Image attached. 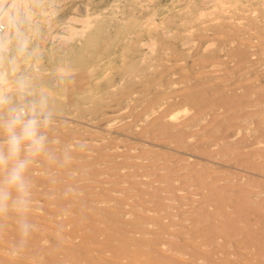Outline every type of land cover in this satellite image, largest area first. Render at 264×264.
Returning <instances> with one entry per match:
<instances>
[{
    "label": "bare ground",
    "instance_id": "obj_1",
    "mask_svg": "<svg viewBox=\"0 0 264 264\" xmlns=\"http://www.w3.org/2000/svg\"><path fill=\"white\" fill-rule=\"evenodd\" d=\"M244 2L181 0L160 21L82 8L55 75L28 93L61 125L41 131L18 184L23 151L0 166V264H264V0L247 27Z\"/></svg>",
    "mask_w": 264,
    "mask_h": 264
},
{
    "label": "rangeland",
    "instance_id": "obj_2",
    "mask_svg": "<svg viewBox=\"0 0 264 264\" xmlns=\"http://www.w3.org/2000/svg\"><path fill=\"white\" fill-rule=\"evenodd\" d=\"M10 1V3H9ZM0 0V10L1 8L4 6V8L2 9L3 10V13H5V9H6V12L8 10V14H9V19L7 20L6 17H8V14L6 13L5 15V22L6 23L4 24L5 26L8 27L9 29V32L10 34H7L5 36H2L0 38V118L3 117L5 118V120L3 118L0 119V128L4 129V128H7L9 125H13L12 122H16L14 123L16 128L18 127V133H20V128H22L24 126V124L28 123L29 121H31L32 123V126L34 128V131H35V138H36V141L39 140V139H42L43 135L41 137H39L41 135V131H45L46 129H49L51 130L55 125H61V121L60 119L54 117L55 114L51 113V112H35L33 107L35 108L36 106H34V101L31 99V96L28 94L30 93V85H34V82L32 83L31 79L36 78L37 79H46V80H49V82L51 81L50 78L53 77L55 75V68L57 67V58L56 56L59 54V51L61 52L62 51V45L64 44L63 42H67V40H64L63 37L65 35V39L68 38L70 36L69 34V27H74V29L76 28H79L80 24L79 22H77V20L79 19L80 15H82L84 12L82 11V8L83 10H86V11H89V13L93 12L94 14H99L101 11L102 12H108V11H111V10H115L117 5H118V9H117V13L120 15V13H125V14H133L135 15L138 19H142L140 21H144L143 19L146 18L147 16V12L148 13H152V12H156V19H159L157 21H160L161 18H163L164 16H169L170 15V11L171 9L173 8V11L174 10H177L182 4L180 3L181 0H115L116 2H114V0H26V2H22L21 0H14L15 3L13 2V0ZM21 1V2H20ZM25 1V0H24ZM93 1V2H92ZM97 4H95L96 2ZM101 1V2H99ZM104 1V2H103ZM127 1V2H125ZM261 0H245V4L243 3V8L241 9L239 7V12L238 13V17L241 18V20L243 21V24L242 26L243 27H247L248 24H246V20H247V23H248V19L251 18H254V17H258L259 16V8L261 7L262 3L260 2ZM263 1V0H262ZM3 2V3H2ZM20 2V5H18ZM34 2V3H33ZM53 2V3H51ZM65 2V3H64ZM86 2H89L86 4ZM92 2V3H91ZM109 2V3H107ZM113 2V3H112ZM121 2V3H120ZM132 2V3H131ZM154 2V4H153ZM158 2V3H157ZM178 2V3H176ZM255 2V3H254ZM2 3V4H1ZM8 3V4H6ZM17 3V4H16ZM26 3V4H25ZM57 3V4H56ZM83 3V5H82ZM91 3V4H90ZM94 3V4H93ZM162 5H161V4ZM167 3V4H166ZM261 3V4H260ZM14 4V6H13ZM24 4V7L26 6V8L24 10L25 11V14L21 11V9L23 8V5ZM47 4V5H46ZM49 4H50V7H49ZM81 4V5H79ZM103 4V5H102ZM114 4V5H113ZM139 4V5H138ZM156 4V5H155ZM160 4V5H158ZM165 4V5H163ZM178 4V5H177ZM181 4V5H180ZM257 4V5H254ZM30 5V6H29ZM89 5L92 7V8H89ZM97 5V6H96ZM109 5V6H108ZM116 5V6H115ZM122 5V6H121ZM252 5V6H251ZM259 5V6H258ZM2 6V7H1ZM22 6V7H21ZM52 6V7H51ZM77 6V7H76ZM78 6H81V7H78ZM85 6V7H84ZM100 6V7H99ZM120 6V7H119ZM127 6V7H126ZM161 6V7H160ZM72 7V8H71ZM75 7V9H74ZM96 7V8H95ZM107 7V8H106ZM115 7V8H114ZM177 7V8H176ZM8 8V9H7ZM21 8V9H20ZM53 8V9H52ZM85 8V9H84ZM100 8V9H99ZM136 8V9H135ZM147 8V9H145ZM149 8H151L149 10ZM28 9V10H27ZM44 9L46 11H44ZM57 9V10H56ZM73 9V11H72ZM88 9V10H87ZM93 9V10H92ZM95 9V10H94ZM103 9V10H102ZM107 9V10H106ZM110 9V10H109ZM121 9V10H120ZM156 9V10H155ZM1 10V11H2ZM32 10V12H31ZM43 10V11H42ZM82 12H80V11ZM98 10V11H97ZM120 10V11H119ZM137 10V11H136ZM147 12H146V11ZM254 10L256 12H254ZM78 11V12H77ZM100 11V12H99ZM126 11V12H125ZM141 11V12H140ZM242 11V13H241ZM245 11V12H244ZM253 11V12H252ZM31 12V13H29ZM35 14H34V13ZM43 12V13H42ZM80 12V13H79ZM101 12V13H102ZM251 12V13H250ZM24 15H22V14ZM28 13V14H27ZM52 13V14H51ZM72 13V14H71ZM139 13V14H138ZM14 14V15H13ZM33 14V15H32ZM46 14V15H44ZM57 14V15H56ZM77 14V15H76ZM80 14V15H79ZM159 14H161L159 16ZM253 14V15H252ZM42 15V16H41ZM52 17H51V16ZM69 15V16H68ZM79 15V16H78ZM158 15V17H157ZM14 16H16L15 19ZM24 16V17H23ZM50 16V18H49ZM63 17V20L61 17ZM71 16V17H70ZM74 16V17H72ZM139 16V17H138ZM163 16V17H162ZM250 16V17H249ZM37 17V18H36ZM57 17V18H56ZM59 17V18H58ZM70 19L68 20L67 19ZM78 17V18H77ZM11 18V20H10ZM18 18V20H17ZM24 18V19H23ZM33 18V19H32ZM55 20H54V19ZM61 18V19H60ZM66 18V19H64ZM76 19V21H73L72 19ZM81 18V17H80ZM248 18V19H247ZM32 19V20H31ZM36 19V20H34ZM60 19V20H59ZM18 22H16V21ZM31 20V21H30ZM38 20V21H37ZM54 20V21H53ZM68 20V21H67ZM72 20V24H71V21ZM8 21V22H7ZM35 22L37 24H35ZM51 22H53L51 24ZM56 22V23H55ZM62 22V23H60ZM65 22V23H63ZM69 22V23H68ZM74 22V24H73ZM78 23V25L76 23ZM4 23V22H3ZM2 23V24H3ZM13 23V24H11ZM16 23V24H15ZM67 23V24H66ZM19 25V26H16V25ZM49 24V26H47ZM71 24V25H70ZM38 25V26H37ZM42 25V26H41ZM64 25V26H63ZM65 25H67L65 27ZM40 26V27H39ZM47 26V27H46ZM52 26V27H50ZM61 26V27H60ZM6 27V28H7ZM55 27V28H54ZM59 27V28H58ZM65 27V31L63 30ZM39 28V29H38ZM43 28V29H42ZM63 28V29H62ZM58 29V30H56ZM63 30L64 32L60 31V30ZM16 30V31H15ZM29 30V31H28ZM37 30V31H36ZM41 30V31H40ZM52 30V31H51ZM54 30V31H53ZM21 31V32H20ZM40 31V32H39ZM19 32V33H18ZM32 32V33H31ZM44 32V34H43ZM55 32V33H54ZM59 32V33H58ZM61 32V33H60ZM67 35H66V33ZM14 33V34H13ZM31 33V34H30ZM37 33V34H35ZM39 33V34H38ZM42 33V35H41ZM60 34V35H56L55 34ZM63 33V34H62ZM18 37H17V35ZM45 34L47 35V37L45 36ZM62 34V35H61ZM69 34V35H68ZM13 35H15V38ZM39 35L40 37L38 38ZM53 35H55V38H53ZM9 36V37H8ZM11 36V37H10ZM21 36V37H20ZM51 36L54 40L51 39ZM59 36H60V40H59ZM10 39H8V38ZM7 38V39H6ZM27 38V39H26ZM35 38V39H34ZM41 38H48L47 41L43 42ZM2 39V40H1ZM9 40V42L7 41ZM63 39V40H62ZM13 40V41H11ZM58 40V41H56ZM5 44H4V42ZM11 41V42H10ZM21 41V42H20ZM33 43H32V42ZM38 41V42H37ZM51 41V43H50ZM53 41V42H52ZM56 41V43H55ZM14 42V43H12ZM49 42V43H48ZM7 43V44H6ZM9 43L12 47H9ZM37 43V44H36ZM54 43V44H53ZM23 44V45H22ZM49 44V46H48ZM52 44V45H51ZM59 44V45H58ZM6 45V46H5ZM26 45V46H25ZM41 45V46H40ZM43 46V47H42ZM9 50H8V48ZM16 47V48H15ZM39 48V50L35 53V50L36 48ZM58 47V48H57ZM4 48V49H3ZM6 48V50H5ZM24 50H23V49ZM42 48V49H40ZM44 48V49H43ZM35 49V50H34ZM2 50V51H1ZM17 52H16V51ZM44 50H48V51H44ZM31 51V52H30ZM42 51V53H41ZM2 52V53H1ZM34 52V53H33ZM54 52V53H52ZM24 53V54H23ZM27 55H26V54ZM33 53V54H32ZM52 56H49L48 54H50ZM13 54V55H12ZM19 54V55H18ZM42 54V55H40ZM48 56H46V55ZM6 55V56H5ZM12 55V56H11ZM35 55V56H34ZM56 55V56H55ZM27 56V57H25ZM22 57V58H20ZM51 57V59H50ZM5 58V59H4ZM29 58V60H28ZM33 58V59H32ZM45 58V59H44ZM50 59V60H49ZM22 60V61H21ZM35 60V61H34ZM45 60L47 62H45ZM56 60V61H55ZM5 61V62H4ZM21 61V62H20ZM34 61V62H33ZM38 62V63H36ZM16 63V64H15ZM32 63V64H31ZM24 64V65H23ZM38 64V66L36 65ZM11 65V67H10ZM22 65V66H21ZM27 65V66H25ZM52 65H55V66H52ZM37 66V67H36ZM45 66V67H44ZM29 67V68H28ZM31 67V68H30ZM33 67V68H32ZM36 67V68H35ZM47 67H49L48 69H46ZM55 67V68H54ZM4 68V69H2ZM28 68V70L26 69ZM23 69V71L21 70ZM34 70L33 72L32 71H29V70ZM38 70V71H36ZM52 70V72H51ZM54 70V71H53ZM7 71V72H6ZM25 72V73H24ZM39 72V73H37ZM43 72V73H42ZM29 73V74H28ZM42 73V74H41ZM53 73V74H51ZM15 74V75H14ZM22 74V75H21ZM10 75V76H9ZM14 75V76H13ZM17 75V76H16ZM9 76V77H8ZM51 76V77H50ZM2 77V78H1ZM12 78V79H11ZM22 78V79H21ZM35 78V79H36ZM36 79V80H37ZM16 80V81H15ZM18 80V81H17ZM15 82V83H14ZM12 83V84H11ZM14 84V86H13ZM17 84V85H16ZM36 84V83H35ZM32 85V86H33ZM8 88H7V87ZM3 87V88H2ZM14 87V88H13ZM25 87V89H24ZM5 88V89H4ZM6 89H9V90H6ZM27 89V90H26ZM3 91V92H2ZM22 91V92H21ZM2 92V93H1ZM9 92V93H8ZM4 93V94H3ZM8 93V94H7ZM27 93V94H26ZM11 94V95H10ZM12 94H18V98L17 96L15 95H12ZM24 94V95H23ZM21 98H19L20 96ZM13 97V98H12ZM16 97V98H15ZM25 97V98H23ZM9 98V99H8ZM15 99V100H14ZM19 99H23V100H20L21 102H19ZM12 100V101H10ZM18 100V101H16ZM3 102V103H2ZM9 102V103H8ZM31 102V103H30ZM20 103H22L20 106ZM26 103V105L24 104ZM108 103V104H107ZM107 103H104L102 104V106L100 107V111L99 112H105L107 111V107H109L111 105L110 102H107ZM126 103V105H125ZM7 104V105H6ZM19 104V105H18ZM29 104L31 105V107L29 106ZM107 104V105H106ZM17 105V106H16ZM125 105V107H124ZM4 106V107H3ZM14 108H13V107ZM104 106V107H103ZM121 106V107H120ZM123 106V107H122ZM127 106H128V103L127 102H121L118 106H113V109H116L115 112H113L111 115L112 116H115V117H118V116H122V115H126L125 112L128 110L127 109ZM22 108H25V109H21ZM15 108L18 110H15ZM29 108L30 110V114L28 113L29 110H27ZM106 108V109H105ZM126 108V109H125ZM104 109V111H103ZM117 109L119 111H117ZM124 109V110H123ZM13 110V111H12ZM15 110V111H14ZM24 110V111H23ZM31 110H33V113L31 112ZM122 110V111H121ZM17 111V113H16ZM3 112V113H2ZM25 112V113H24ZM27 112V113H26ZM119 112V113H118ZM8 113V114H7ZM37 113V114H36ZM40 113V114H39ZM80 113V112H79ZM79 113H77L78 116L74 115V117H82L83 114L79 115ZM117 113V114H116ZM10 114V115H9ZM14 116H13V115ZM24 114V115H23ZM29 114V115H28ZM97 114H99L97 112ZM115 114V115H114ZM119 114V115H118ZM121 114V115H120ZM17 115V116H16ZM23 115V116H22ZM47 115V116H46ZM118 115V116H117ZM6 116V117H5ZM8 116V117H7ZM15 116H16V119H15ZM33 116V117H32ZM41 116V117H39ZM90 116V115H88ZM22 117V118H21ZM25 117V118H23ZM31 117V118H30ZM43 117V119H42ZM45 117V118H44ZM91 117V116H90ZM124 117V116H123ZM7 118V119H6ZM20 118V119H19ZM38 118H41V119H38ZM14 119V120H13ZM24 119V120H23ZM29 119V121H28ZM35 119V120H34ZM78 119V118H76ZM13 120V121H12ZM49 120V121H48ZM51 120V121H50ZM10 121H12L10 123ZM19 121V122H18ZM27 121V122H26ZM39 121V122H38ZM48 121V122H47ZM22 122V123H21ZM43 122V123H42ZM56 122V123H54ZM3 123V124H1ZM5 123V124H4ZM77 123V122H76ZM9 124V125H8ZM120 123H118L117 125H119ZM2 125V127H1ZM7 125V126H6ZM80 126V124H78ZM4 126V127H3ZM253 127V126H252ZM57 128V127H55ZM86 128V127H85ZM77 130L81 132V137H78V138H82L84 137L85 138V134L87 133V130L86 129H83V126H80V127H77ZM86 130V132H85ZM47 131V130H46ZM94 131H98V133L100 132L99 130H94L93 129V132ZM7 133H3L2 130H0V154L5 156V157H8L7 159V162H10L12 160V162L15 163V158H18L17 156H13V157H10L8 154H9V138H10V135H6ZM88 135V134H87ZM4 136V139L3 137ZM248 137V135H247ZM87 138V137H86ZM248 140V138H247ZM24 141V142H22ZM88 141V140H87ZM250 141L252 142L253 141V136L250 137ZM250 141L248 140V142L250 143ZM24 143V144H23ZM29 143V144H28ZM32 143V141L30 140H21L20 143H19V153L18 155H20V152L23 151V155H25V158L22 160V156H21V160L25 162V165L29 164L30 162H32L33 160L29 161L28 157L32 158V154H30V150L34 147L35 144L32 143V145H30ZM23 144V145H22ZM29 145V146H27ZM5 146V148H4ZM21 146V147H20ZM24 146V147H23ZM27 146V147H26ZM26 147V148H25ZM38 147V146H37ZM40 147V146H39ZM4 150V151H3ZM22 150V151H20ZM3 151V152H2ZM27 153V154H26ZM30 154V156H29ZM20 160V158L18 159ZM17 160V161H18ZM17 163V162H16ZM36 163V164H35ZM37 165V162H33V165H31L32 167ZM38 166V165H37Z\"/></svg>",
    "mask_w": 264,
    "mask_h": 264
},
{
    "label": "clouds",
    "instance_id": "obj_3",
    "mask_svg": "<svg viewBox=\"0 0 264 264\" xmlns=\"http://www.w3.org/2000/svg\"><path fill=\"white\" fill-rule=\"evenodd\" d=\"M16 123V122H13ZM11 135L9 138V156H18L19 153V143L21 140H30L33 144H36V138H35V131L32 126L31 121L24 124V126L21 128L20 133L17 134L14 131H11ZM8 157H5L3 155H0V166L4 165L7 162ZM25 162L22 160H18L16 167L13 170L10 183L18 184L21 179V174L23 172Z\"/></svg>",
    "mask_w": 264,
    "mask_h": 264
},
{
    "label": "built area",
    "instance_id": "obj_4",
    "mask_svg": "<svg viewBox=\"0 0 264 264\" xmlns=\"http://www.w3.org/2000/svg\"><path fill=\"white\" fill-rule=\"evenodd\" d=\"M6 31V27L5 25H3L1 22H0V36H2L4 34V32Z\"/></svg>",
    "mask_w": 264,
    "mask_h": 264
}]
</instances>
